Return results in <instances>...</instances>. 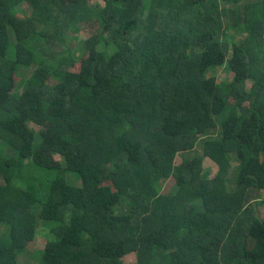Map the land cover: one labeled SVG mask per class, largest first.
Listing matches in <instances>:
<instances>
[{"label":"trees","instance_id":"trees-1","mask_svg":"<svg viewBox=\"0 0 264 264\" xmlns=\"http://www.w3.org/2000/svg\"><path fill=\"white\" fill-rule=\"evenodd\" d=\"M91 1L0 0V264H264V0Z\"/></svg>","mask_w":264,"mask_h":264},{"label":"rangeland","instance_id":"rangeland-1","mask_svg":"<svg viewBox=\"0 0 264 264\" xmlns=\"http://www.w3.org/2000/svg\"><path fill=\"white\" fill-rule=\"evenodd\" d=\"M94 5H97L98 3H100L101 5H104V2L99 0V2H97V0L91 1ZM231 35L236 39V40H240L241 37L243 36V34L241 33H231ZM87 31L83 30V31H79L78 33L75 34L76 37V48L74 50L75 55H77L78 58H80V61L86 57H88L90 55L89 52H87L86 54H83L82 51V41L85 40L87 38ZM232 56V55H231ZM80 61L79 63H77L76 67H78L80 65ZM30 75L29 70L26 69H22L18 72V75L16 76V87L14 89V92L21 96L25 90L26 87V80L28 79ZM211 76H216L217 80L219 83H223L225 81H230L232 78H234L237 75V72H235L234 70H232L228 65L226 66H222V67H218V68H214L211 70L210 73ZM251 83H248L247 87L248 89L250 88ZM30 128L35 131L36 133H38V141H42L40 138L41 135V131L43 129H41L39 126L35 125L34 123H30ZM42 128H46L49 129V126L46 127H42ZM3 152L0 151V155L3 156ZM48 152L45 151L42 154V157L40 158V162L42 164H51L53 162L49 163V155ZM54 159L56 162L65 165V160L62 156L60 155H54ZM182 159V156H179L177 159V163H180ZM35 160L33 158H29L28 159V164L29 163H34ZM38 161H36L37 163ZM230 165H231V169H230V173H229V178L230 179H235L238 176L239 173V161L235 156H231L230 157ZM28 166H26L25 170L23 171V177H25L28 173ZM218 170L217 165L210 161L208 158L204 159V171H203V175L206 178H211L213 176L216 175ZM19 178V177H18ZM22 181V180H20ZM23 182H19L17 179L13 180V184L14 186H22ZM174 190V181L170 180V182H168L165 186H164V192L168 193ZM257 211L260 214V216H262L264 214V191H259L258 193V199H257ZM46 243V237L44 235L43 232H39L36 237L34 238V240L30 243L27 253H23L19 255V262L20 264H37L36 260H33L31 258V256L29 255L30 251L33 249H43ZM125 261L126 262H134L135 261V257L133 254H129L127 256H125Z\"/></svg>","mask_w":264,"mask_h":264}]
</instances>
